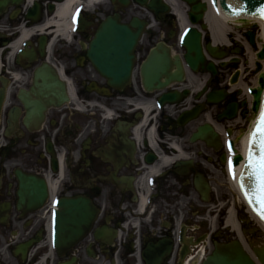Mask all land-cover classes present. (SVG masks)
Segmentation results:
<instances>
[{
	"label": "flooded vegetation",
	"instance_id": "flooded-vegetation-1",
	"mask_svg": "<svg viewBox=\"0 0 264 264\" xmlns=\"http://www.w3.org/2000/svg\"><path fill=\"white\" fill-rule=\"evenodd\" d=\"M7 1L0 7V264H145L142 252L149 247L157 253L156 264H202L216 243L235 239L233 198L222 190V136L215 145L192 140L206 122L205 112L196 121H179L182 112L196 105L200 89L158 110L155 103L164 92L186 86L148 92L137 76L117 90L87 56V45L104 18L118 14L121 22L130 23L141 8L133 0L127 6L112 0L91 2L83 13L87 24L72 33L67 14L58 16L62 0ZM174 25L171 9L155 25H147L138 57L159 43L171 46ZM22 38L31 58L15 57V44ZM43 66L49 91L64 88L68 101L44 100L43 118L27 126L30 115L22 97L38 99L34 84ZM196 79L191 81L194 86ZM222 81L219 70L210 89ZM93 84L109 95L98 94ZM238 93L227 101H235ZM80 104L88 113L78 110ZM95 105L111 108L112 116L105 119ZM19 173L38 181L21 182ZM26 187L34 195L45 189L41 207L20 206ZM52 193L90 200L97 210L90 231L64 256L49 246L47 205ZM99 232H106V238L98 239Z\"/></svg>",
	"mask_w": 264,
	"mask_h": 264
},
{
	"label": "water",
	"instance_id": "water-1",
	"mask_svg": "<svg viewBox=\"0 0 264 264\" xmlns=\"http://www.w3.org/2000/svg\"><path fill=\"white\" fill-rule=\"evenodd\" d=\"M189 3L194 4L195 0H187ZM223 8L227 13L235 15L237 11L239 13H245L249 15H257L264 18V0H221ZM232 5L233 7H229ZM233 8H236L237 11H234ZM205 9L204 4H194L192 8L191 18L194 22L201 21L202 13L201 11ZM233 20H242L240 18H231ZM132 26H139V23L134 22ZM205 28V25H203ZM139 36L138 32H133L129 26L118 24L116 19L107 20L102 28L98 31L96 38L92 43V48L90 55L94 56L95 61L99 65V69L106 75H109L112 81L121 80L125 81L131 75L133 59H134V48L137 43V38ZM184 45L187 48V53L185 55L187 63L194 69H198L199 66L204 65V56L201 48V33L194 29L189 28V32L186 36ZM208 49L211 53L215 54V49L209 44ZM220 56V55H219ZM261 58H264V49L259 53ZM179 64V63H178ZM212 65H209L211 68ZM169 68L168 57L167 56H157L151 55L148 60L145 62L142 73L144 77L145 84L148 88H151L152 83L160 81V78L163 74L167 73ZM180 72L173 75L168 74L169 79H180L182 68L180 67ZM212 69V68H211ZM161 85V83L159 82ZM260 84L263 85V77L260 79ZM261 91H255V102L253 110L258 109L260 103ZM219 98L223 97V93H220ZM172 101H176V96L172 97ZM211 101H215L210 99ZM236 108L233 107L229 112V116L235 115ZM264 112V107H263ZM261 116L259 117L257 123L255 124L253 131L261 124ZM252 131V132H253ZM252 134V133H251ZM257 139L259 137L257 136ZM250 150L253 152L254 156L259 157L260 147L257 143L253 141L251 135V144ZM240 159V158H238ZM248 161L245 165L244 173L246 177L250 178L258 184L257 176L253 174V169L247 166ZM252 180H248L250 182ZM252 181L253 190L256 189V185ZM255 198V197H254ZM253 198V199H254ZM259 207V206H258ZM77 209L70 205L65 215L62 214V217H59L58 222L61 224L73 222L72 219H75V211ZM258 210H260L258 208ZM70 217L72 219H70ZM82 222V220H78ZM81 235V232H75L73 235L68 236L65 239V242L74 241ZM257 255L264 264V251H257ZM205 264H255L249 256H247L242 250L240 244L234 242L231 245L226 246L222 250L216 251L212 256H210Z\"/></svg>",
	"mask_w": 264,
	"mask_h": 264
},
{
	"label": "bare ground",
	"instance_id": "bare-ground-1",
	"mask_svg": "<svg viewBox=\"0 0 264 264\" xmlns=\"http://www.w3.org/2000/svg\"><path fill=\"white\" fill-rule=\"evenodd\" d=\"M73 2H74V0H68L66 3L59 6L58 16L60 18L66 16V14L68 13L69 8L71 7ZM206 19L210 25L212 41L215 44H226L228 41H230V36L234 33V28L230 24L231 22H242V21H245L246 23L251 22V19L233 20L231 18L224 16L223 14L222 15H219V14L216 15L215 13H213V11L210 12L209 10H208ZM252 23H256L259 25L263 24V22L261 20H257V21L253 20ZM182 24L186 27L189 26L187 21H184ZM258 40H259V46L260 47L263 46L264 45V33H263V31L260 34H258ZM255 59H257V58L252 57V60H255ZM260 61H262V63L264 64V59L260 60ZM263 74H264V71H263ZM246 89H247V86H246ZM247 98L249 100H251L252 96H249ZM251 125H252V123L250 124V126ZM246 135L243 137L244 144L247 143ZM259 226L261 227V229L264 232V226L261 223H259Z\"/></svg>",
	"mask_w": 264,
	"mask_h": 264
},
{
	"label": "snow or ice",
	"instance_id": "snow-or-ice-1",
	"mask_svg": "<svg viewBox=\"0 0 264 264\" xmlns=\"http://www.w3.org/2000/svg\"><path fill=\"white\" fill-rule=\"evenodd\" d=\"M229 7H233L229 5ZM234 11H237L236 8H233ZM237 14L239 12L237 11ZM261 124L252 132V138L255 143L260 147L259 157L254 156L253 152L249 150L248 153V164L247 166L253 169V174L257 176L258 186L253 193L245 191L246 198L249 199V202H253V196L255 197V204L259 206L261 218H264V112L261 113ZM257 136L259 139H257ZM233 161L229 159V169L232 170ZM235 178V177H234ZM245 186L243 184V174H241V188Z\"/></svg>",
	"mask_w": 264,
	"mask_h": 264
},
{
	"label": "rangeland",
	"instance_id": "rangeland-1",
	"mask_svg": "<svg viewBox=\"0 0 264 264\" xmlns=\"http://www.w3.org/2000/svg\"><path fill=\"white\" fill-rule=\"evenodd\" d=\"M256 26V25H255ZM249 28H253V25H247V24H244L243 25V27H241L240 28V30H237V31H239V35L242 37L243 35H245V31L246 30H248ZM253 29H257V26L256 27H254ZM256 34H258L257 33V31H256ZM175 41H176V39H175ZM250 54H248V56H249ZM245 56V55H244ZM247 56V57H248ZM244 60V58L243 59H241L240 60V63L242 62ZM244 63H245V65H247L248 66V70H250V69H252L250 66H249V61L248 60H244ZM255 66L257 67V64H255ZM257 70V69H256ZM256 70H253V73L255 74V72H256ZM231 71V68L228 70V71H226V72H224V74H223V81L225 80V81H228L229 80V72ZM244 75H246L247 76V72L245 71L244 72ZM202 77V76H201ZM253 78H252V81H248V84H253ZM224 81V82H225ZM245 81H246V79H245ZM244 86V85H243ZM242 90H241V94H243L244 93V88H241ZM242 100H245V97H244V95H241V97H240ZM241 123V122H240ZM241 134H242V130H240V131H237V135H239V137H241ZM240 206L242 207V209L243 210H246V207L244 206V204L242 203V201H241V199H240Z\"/></svg>",
	"mask_w": 264,
	"mask_h": 264
}]
</instances>
